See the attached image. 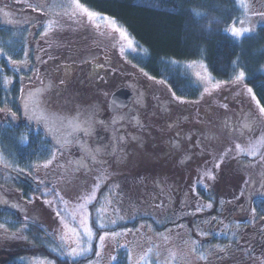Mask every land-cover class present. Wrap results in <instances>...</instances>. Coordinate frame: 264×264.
<instances>
[{"label":"rangeland","instance_id":"rangeland-1","mask_svg":"<svg viewBox=\"0 0 264 264\" xmlns=\"http://www.w3.org/2000/svg\"><path fill=\"white\" fill-rule=\"evenodd\" d=\"M238 1L241 7V0ZM53 2L51 9L56 12L58 20L62 22L51 23L53 25L46 28H48L49 32H61L57 34L61 36L63 34L62 31L71 29L65 14L66 9H69V5L67 0H53ZM243 2L246 7H241L242 16L238 21L244 20L245 23L241 25L237 21L236 27H249L253 31L239 37L240 39L252 35V33L254 34L259 27H264V17L256 14L264 13V0H243ZM78 9L80 14L86 19L85 22L89 28L98 35L99 43H104L103 46L106 47L99 45V48L102 47L101 52L100 50H90L89 48V56L86 61H95L101 58L99 63L105 60L106 66L114 67L127 57L142 53L140 48H137L123 30L120 28V31L116 30L118 26L112 20L106 17L102 19L99 15H89L90 11L81 6ZM4 22L0 20V24L9 26L7 23L10 21L5 22L6 24ZM24 24L25 22L21 19L20 23L17 22L16 25L21 26ZM43 34L45 35L46 32L44 31ZM37 37L38 33L28 39L30 40L28 43L32 48H34L33 43H35ZM53 46L55 44L51 42L50 47ZM29 57H26V61L29 60ZM38 57L40 58V55ZM4 58H7L6 61ZM65 59L67 62L60 60V66L65 67L66 72L69 66L78 70L77 62H73L70 58ZM31 60H33V55ZM26 61L15 64L0 51V68L4 75L9 73V64L14 72L19 70L21 66H23L21 71H27V67H25ZM69 62L75 64L72 65ZM181 68L192 78L194 84L201 89V97L196 108V105L193 107L191 103L176 102L167 93L161 95L162 99L157 103L160 109L161 107L162 109L170 107L172 110L174 107L175 110H172L173 114L181 116L187 114L193 118L189 119L185 128L179 130L178 135L170 137L171 142L161 140L157 144V147L161 149V152L157 150V154H160L162 158L160 160L153 158L150 162L157 160L166 163L165 170L167 172L163 176H158L155 181L147 173L151 179L149 182H152L147 184H139L131 180L133 178L127 176V173L132 170L129 167L131 155H135V152L130 147L134 144L139 147L138 142L142 140L141 136H144L146 129L138 130L137 132L133 129L130 133L127 131V135L123 137V142H120V135L115 132L116 123L112 120L114 114L107 118L106 121L97 119L99 113L97 112V106L94 108V104L107 105L106 102L113 93L111 90L102 89V92L97 95L98 100H89L90 102L87 105V102L83 103L85 99L77 98L79 102L78 100L76 101L77 95L71 88H68L69 84L67 86L54 84L55 80L60 79L57 76L61 74L52 75L55 77H51V89H49V93H46L45 90L50 88L49 80L46 79L42 83V78L39 75L33 78L34 72L29 73V80L23 84V91L26 92L25 96L29 98L27 107L25 106L28 117V129H31L30 131L32 132V130H35L34 125H38L41 121L47 128L51 129L52 134L60 135L62 140L56 139L57 145L64 146L67 140L77 142L76 155L71 161L80 172V177L73 183H59L56 188L51 186V192H46L49 194L50 199L44 201L43 205H39V203L35 205L36 203L33 199L24 200L22 197H13L11 194L4 192L6 199L2 198L1 208L16 212L15 216L21 222H25V217H27V222H35L41 225L46 234L52 235L53 239L56 240L57 246L55 247L59 248L62 254L70 259L84 256L73 257L69 255L71 249L77 247V240L80 241L81 246L88 247L90 245L92 249L95 240L94 223L97 226L99 223H103L106 225L105 228H115L119 224L127 225L131 223L136 216L149 217L157 222V227L147 221L136 228H128L127 226L125 229L109 232L110 235L105 238L103 246L100 245L98 239L97 252H99V255L96 254V257L87 264H113L116 259L115 253L119 252L127 254L129 264H264V235L263 233L260 234V230L263 232L264 223L262 224L258 220L255 221L253 215H250L248 218L251 223L248 226L253 228L249 232L245 231L243 227L245 220L242 219L243 214H245L246 210L248 211V198H250L251 194L258 191L254 194V197L258 194L264 196L262 194V192L264 193V183L262 186H258L257 181L264 180V160H261L259 155L237 154L235 149L236 144L247 147L249 143H255L261 137H264V117L260 115L255 99L248 95L249 104L247 103L242 117L238 118V120L236 115L234 117L225 116V119L218 123H212L211 121L207 123L205 119L200 120L199 113L196 112L197 109L201 108V105L213 104L218 99L223 84L212 77L203 62L183 64ZM113 70H117V67ZM6 77L8 78V75ZM10 79L12 78L10 77L6 83L9 86H6L7 89L14 86V81ZM129 82L128 88L136 95L135 100L142 102L145 98L148 102L147 104H150L148 98L151 97V91L149 90L151 88L142 86L132 78ZM217 83H219V87H215ZM63 88L64 90L66 89L64 96L66 100L64 103L62 105L54 104L56 107L48 109L50 108L48 104L55 97L60 98L59 92H62ZM68 89L74 94H71ZM43 93L47 97L48 103L44 104L42 98L37 95H42ZM159 94V92L156 93L157 96ZM69 103L71 105H68ZM89 103L92 104L89 106ZM43 105H46L47 108H44ZM93 108L94 113L92 112ZM49 111H51V117L55 116L59 119L56 121L51 119V123H49L46 120L48 119L47 116H44V119L40 118L37 120L33 116L39 113L43 116ZM63 116H65V119ZM239 116L240 113H237V117ZM89 117H91L92 121L90 125L85 123V121L89 120ZM65 125L68 128L64 127ZM98 125L105 126L106 131L109 132L108 137L101 132V129L97 128ZM129 128L131 126H125V130ZM121 129L123 130V126H119V132H121ZM74 132L79 134L75 136ZM91 133L97 135V141H95V137H90ZM52 134H50L51 140L55 141L53 139L55 137ZM146 135L145 137H148ZM81 140H83L82 144H79L78 142ZM154 141L157 142L155 139L146 140L145 150L154 145ZM86 146L88 149L85 148ZM227 149H232V151L224 157L220 167L216 168L214 166L215 163L219 161V158ZM259 151L264 153V146L259 147ZM148 156L150 158V154L147 153V158ZM0 157H2L0 166L8 169L11 177H15L13 176L15 175L14 172L18 171L20 167L14 166L11 158L6 154L5 156L2 154ZM51 161H53L52 158ZM35 169L40 170V167L31 168V174L33 172L36 173ZM209 170L215 179H209L208 176L204 175ZM231 171H233L232 175L229 174ZM222 172L225 174L220 177ZM188 176L190 178L186 179ZM165 179L169 181V184L173 187L171 190L175 193L173 198L175 201L169 199V204L165 206V215L168 217V222H175V224H171L168 228L164 227L165 230L163 228V230H158V225L163 227L165 224L164 220L161 219L164 214L159 216L162 211L160 208L157 210L156 204L155 207L151 208V200L157 197L156 191L163 192L160 187L165 183ZM37 180L39 181V176ZM187 180L191 183L199 182L197 185L202 186L205 189L204 191L209 194L207 196L205 193L204 206L199 201L195 202L193 200V194L187 188L183 190L177 189L182 188L184 184H181V182L183 183ZM220 180L226 186L221 185L222 190L217 192L216 189ZM175 183L177 184L175 185ZM186 185L188 187V183ZM153 186L155 188H150ZM151 189L156 190L154 195L151 194ZM93 191L95 199L90 203H86V200L81 197H88L93 194ZM54 193H58L59 197H63V201L61 202ZM116 193L121 197L115 198L113 196L111 198V195ZM164 195H168V193L165 192ZM210 198L222 200L223 207L220 209L215 206L209 207L207 202ZM215 203L217 204V201ZM183 211L188 217L186 225L179 222V220L182 221L181 214ZM57 212L60 213V216L56 215ZM85 213H87L86 226L94 233L91 240L84 235L83 228L79 224ZM172 214L175 219H171ZM178 214L180 216L177 217ZM73 217H75V220ZM112 221H115V224ZM3 226L10 231L5 234L4 229L0 228V255L4 251L14 252L29 245L23 230H21L24 229V226L21 225L20 229L17 230L9 226ZM72 228H77L79 235L74 234L71 231ZM113 232L121 234L112 236L111 233ZM209 235L225 239L226 242L217 241L218 245L212 251H209L210 247H212L210 239L213 238ZM19 258L25 264H44V262L50 261L38 255H27ZM50 262L54 264L52 261Z\"/></svg>","mask_w":264,"mask_h":264},{"label":"trees","instance_id":"trees-1","mask_svg":"<svg viewBox=\"0 0 264 264\" xmlns=\"http://www.w3.org/2000/svg\"><path fill=\"white\" fill-rule=\"evenodd\" d=\"M67 2L69 9H66L65 14L68 23L71 25V31L64 30L60 36L57 34L61 32H49L46 28L53 25L51 23L62 22L58 20L56 12L51 9L53 0H0V19L5 22L10 21L7 23L9 27L0 26V51L15 61V64L26 61L27 55L31 57L33 55V60L29 57V60L26 61L27 71L22 70L23 73L38 72L36 75L42 78V83L46 79L49 80L50 88L48 89H51V77H55L52 75L61 74L57 76L60 79L55 80L54 84L57 86L69 84L68 88H71L77 95L75 99H85L83 103L87 102V105L90 101L98 100L97 95L102 92V89L115 92L121 87H128L131 78L142 86L151 88L149 89L151 97L148 96L150 104H147L145 98L143 99L145 102H137L134 94L128 108L112 116V120L117 126L115 132L120 135V142H123V137L127 135V131L130 133L133 129L136 132L146 129L144 136H141L142 140L138 142L139 147L136 144L130 147L135 155H131L129 167L132 170L127 173V176L133 178L131 180L134 182L139 184L152 183L149 182L151 179L147 173L152 176L154 181L158 176L166 174L167 164L157 161L162 158L160 154H157L158 151L161 152L157 144L161 140L171 142L170 137L178 135L179 130L185 128L189 119L193 118L187 114L182 116L173 114L174 107L172 110L170 107L163 109L161 107L160 109L157 103L162 99L161 95L167 93L176 102L184 101L193 104V107L194 105L196 108L198 107L201 89L182 70L183 64L203 62L215 80L221 83L228 82L222 83L221 93L213 104L201 105V108L197 109L196 112L199 113L200 120L205 119L207 123L208 121L218 123L223 121L225 116L234 117L236 115L237 120L242 117L247 103L249 104V94L241 84L232 82L241 69L246 74L243 83L253 88L256 94L255 101L259 100L260 104L264 105V27H259L254 34L252 33V35L242 39L230 34L228 29L231 28L233 22H237L242 16V9L238 0H79L81 7L112 20L118 28L129 36L128 38L135 43L137 48H140L142 52L140 55L129 56L123 62L120 61L119 64L116 62L117 66L114 67L106 66L105 60L99 63L101 58L95 61H86L89 56V48L101 52V48L106 47L103 46L104 43H99L98 35L85 22L86 19L80 14L75 0H67ZM193 10L203 13V15L198 17ZM21 19L25 22L24 27H13L17 22L20 23ZM44 31L46 32L45 35L43 34ZM35 32L38 33V37L33 43L34 48H32L28 39L35 36ZM51 42L55 46L50 47ZM99 45L102 47L99 48ZM65 58L77 62L78 70L69 66L66 72L65 67L60 66L61 59L67 62ZM69 64L74 65L75 63L69 62ZM115 67L117 70H113ZM8 69L9 73L6 75L12 78L11 81H14V86L10 89L6 88L9 86L6 84L7 80L0 68V109H7L0 112V149L4 150L15 166L20 167L21 172H19L20 176L17 179V177L6 174V171H3V176L0 171V189L3 194L5 192L13 197H22L24 200L33 199L35 205L37 203L43 205L44 201L50 199L46 192H51V184L54 186L53 183H73L77 178L79 179L80 172L71 163L66 152L61 153L60 149L47 139L45 133L31 132L29 135V133H25L8 122L10 116L13 114L19 116L22 112L21 106H19L21 100L20 74L18 70H16L17 73L12 71L11 66ZM108 86L109 88H107ZM64 88L62 92H59L60 99L65 96L66 89L64 90ZM158 92L160 94L157 96L156 93ZM43 96L47 99L45 95ZM177 97L180 99L177 100ZM58 103L61 102L56 101L54 104ZM106 103L107 105L94 104V108L97 106L99 113L97 119L102 121H106L112 115L108 110V100ZM54 104L53 102L50 103V107H55ZM91 104L89 103V106ZM237 113H240L239 117H237ZM126 125L131 126V128L125 130ZM119 126H123L121 132L118 130ZM97 128L101 129L104 135L109 136L104 125H98ZM93 134L91 133L90 137H95L96 140H94L97 141V135ZM87 136L89 135L87 134ZM148 139H155L157 142L154 141V145L145 150L144 145ZM52 152L56 153V158L48 164L52 158ZM147 153L150 154V158L149 156L147 158ZM153 158L157 160L150 162ZM46 164L47 167H45ZM33 167H40L42 172L36 171V173L31 174L30 171ZM232 172L229 174L232 175ZM223 174L225 173H220V177ZM38 176L40 182L37 180ZM188 178L190 177L188 176L186 179ZM257 181L258 186H262L264 183L262 179ZM198 183H191L188 180L181 182L184 186L180 187V190L187 188L192 192L193 200L199 201L204 206V198L209 194L204 191L202 186L197 185ZM221 185L226 186L220 180L216 189L217 192L222 190ZM150 188H155V186ZM160 188L163 189L162 193L155 189L150 190L153 195L155 191L157 193V197L151 200V208L155 207L156 204L157 210L160 208L162 211L159 216L164 214L161 219L164 220L165 224L163 227L158 225V230L175 224V222H168V217L165 215V206L169 204L168 200L175 197V193L171 190L173 187L165 179V183ZM55 191L58 192L59 190ZM165 192L168 195H164ZM117 193L111 195V198L113 196L115 198L121 197ZM207 203L219 209L223 207V201L220 199L210 198ZM246 212L242 217L245 220L243 227L245 231L251 232L253 227L248 226L251 223L248 218L250 215H253L255 221L264 223V197L256 196L252 202H249ZM15 214L16 212L7 210V208H0V225L9 226L15 230L20 229L21 225L24 226L26 230H23V234L29 245L14 252H2L0 264H25L18 258L26 255H38L54 264H87L96 257L98 237L104 232L125 229L127 226L128 228H136L147 221L157 227L156 221L145 216H136L127 225L119 224L115 228L102 230L98 229L94 223L95 240L91 251L83 257L70 259L66 258L59 248L55 247L57 246L56 240L53 239L52 235L46 234L41 225L35 222H21ZM181 215L182 221L179 220V222L186 225L188 217L184 211ZM178 216L180 215L178 214ZM172 218H174L173 214ZM260 231V234L263 233L264 235V229L263 232ZM210 237L213 238L210 239L212 247L209 251L218 245L217 241L226 242L225 239L217 238L215 235ZM115 255L116 259L113 264H129L126 253L119 252Z\"/></svg>","mask_w":264,"mask_h":264},{"label":"snow or ice","instance_id":"snow-or-ice-1","mask_svg":"<svg viewBox=\"0 0 264 264\" xmlns=\"http://www.w3.org/2000/svg\"><path fill=\"white\" fill-rule=\"evenodd\" d=\"M75 3L77 4V7H80V4H79V0H75ZM39 7V6H37ZM241 7H246V4L243 2V0H241ZM195 15L196 16H201L203 15V13H200L196 10H193ZM257 15H260L262 17H264V13H256ZM89 15H100L99 13H89ZM100 18H104L103 16H101ZM236 23L237 22H233L231 28L228 29V31L231 32V34L237 38L239 37H242L244 36L246 33H250L253 31L252 28H249V27H241V28H237L236 27ZM238 23H240L241 25H243L245 23L244 20H239ZM117 31H120L119 28L116 29ZM9 60H11V58L9 57ZM13 63H15V61H12ZM245 78H246V74L245 72L241 69L234 77V80L232 81L233 83H238V84H241L247 91V93L252 96L253 99L256 98V94L253 90V88L251 87H248L246 84H244L243 82L245 81ZM222 83H228V82H222ZM215 87H219V83H217L215 85ZM205 91H207V89H205ZM180 98L177 97V100H179ZM257 103V106H258V111L260 113V115L262 117H264V105H261L259 100L256 101ZM27 107V105H26ZM14 115V114H13ZM53 121H56L58 120L59 118L58 117H50ZM91 117H89V120L88 121H85V123H88L89 125L91 124ZM261 146H264V137H261V139L255 143H249L247 145V147H242L240 144H236L235 145V149H236V153L237 154H246V155H250V156H257L259 155L260 156V159L261 160H264V153H261L259 151V147ZM232 149H227L223 154L222 156L219 158V161L217 163H215V167L216 168H219L220 167V164L223 163V159L225 156L228 155L229 152H231ZM51 156H52V159H55L56 158V153L55 152H52L51 153ZM95 158V157H93ZM0 159H2V157H0ZM52 161L49 160L48 161V164H50ZM45 167H47V164L45 165ZM205 176H208L209 179H215L214 175L211 173V171H206L204 173ZM55 195H57L58 199L62 202L63 201V197H59L58 193H54ZM82 199H85L86 200V203H90L92 200L95 199V196H94V191H93V194L88 196V197H81ZM209 207L211 205H208ZM57 216H60V213L57 212L56 213ZM27 217H25V222H27ZM73 219L75 220V217H73ZM86 221H87V213H85V216L83 219H81L79 221V224L80 226L83 228V232H84V235L88 237L89 240H91V238L93 237L94 233L92 232V230L90 228H88L86 226ZM113 224H115V221H112ZM65 227H67V225H65ZM106 227L105 224L103 223H99L98 224V229H104ZM0 228H3L4 229V233L5 234H8V229L5 228L3 225H0ZM21 230H26V229H21ZM71 231L76 234V235H79V231L77 228H72ZM130 231V230H129ZM121 233H116V232H113L111 233L112 236H118L120 235ZM110 235L109 232H104V234L102 236H99L98 239H99V243L101 246H103L104 244V241H105V238L108 237ZM63 239V237H62ZM77 243V247L76 248H72L69 255L73 256V257H76V256H82V255H86L88 252L91 251V247L90 245L88 247H83L80 245V241L77 240L76 241ZM193 251H195V249H193ZM97 255H99V252L96 253ZM113 259H115V257H113ZM44 264H51L50 261H47V262H44Z\"/></svg>","mask_w":264,"mask_h":264},{"label":"water","instance_id":"water-1","mask_svg":"<svg viewBox=\"0 0 264 264\" xmlns=\"http://www.w3.org/2000/svg\"><path fill=\"white\" fill-rule=\"evenodd\" d=\"M133 93L131 89L122 87L121 89L116 90L109 100V108L112 113L122 111L127 108L131 103Z\"/></svg>","mask_w":264,"mask_h":264},{"label":"flooded vegetation","instance_id":"flooded-vegetation-1","mask_svg":"<svg viewBox=\"0 0 264 264\" xmlns=\"http://www.w3.org/2000/svg\"><path fill=\"white\" fill-rule=\"evenodd\" d=\"M35 114V113H34ZM41 113H39V114H35V117L37 118V119H40V118H43V116L42 115H40ZM40 125H42V126H44L46 129H47V133H48V135L50 136V134H51V129L50 128H47L45 125H44V123H42V124H40ZM54 137L56 138V135L54 134ZM58 140L60 141V138L58 137ZM76 143L77 142H75V141H73V140H67L64 144V146H62V145H58V147H63V150H64V152H66V155H68L69 156V158H70V160H72V158H75V156L74 155H76V147H77V145H76ZM79 144H82L81 143V141L80 142H78ZM55 144V143H54ZM86 149H88L87 148V146L85 147ZM0 171L2 172V174H3V167H1L0 166ZM17 177H19V175L18 174H15ZM3 176H4V174H3ZM40 182V181H39ZM52 186V185H51ZM4 197V194L2 193V191H1V189H0V207H2V203L1 202H3V200H2V198ZM5 198V197H4ZM6 199V198H5ZM7 201V200H6Z\"/></svg>","mask_w":264,"mask_h":264}]
</instances>
